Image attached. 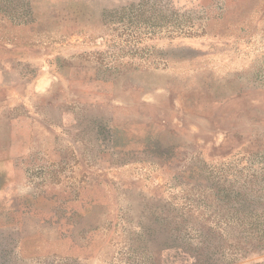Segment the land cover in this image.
Masks as SVG:
<instances>
[{"label":"rangeland","instance_id":"obj_1","mask_svg":"<svg viewBox=\"0 0 264 264\" xmlns=\"http://www.w3.org/2000/svg\"><path fill=\"white\" fill-rule=\"evenodd\" d=\"M0 264H264V0H0Z\"/></svg>","mask_w":264,"mask_h":264}]
</instances>
